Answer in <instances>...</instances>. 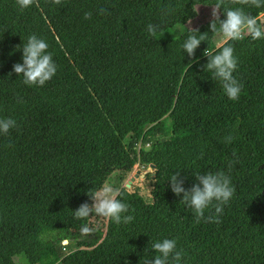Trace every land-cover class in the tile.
<instances>
[{"label":"trees","instance_id":"1","mask_svg":"<svg viewBox=\"0 0 264 264\" xmlns=\"http://www.w3.org/2000/svg\"><path fill=\"white\" fill-rule=\"evenodd\" d=\"M216 2L39 0L21 10L0 0V119L16 121L0 134V264L17 256L26 264H147L158 255L152 243L166 238L183 252L181 264H264V39L229 42L238 101L205 71V50H220L211 21L160 39ZM243 7L264 19V8ZM149 24L158 26L154 37ZM203 33L189 57L185 40ZM33 34L57 65L42 87L13 71ZM136 166L145 177L127 188ZM177 172L186 190L196 172L231 178L235 194L218 223L197 222L172 192ZM103 187L128 204L131 223L74 217Z\"/></svg>","mask_w":264,"mask_h":264},{"label":"clouds","instance_id":"2","mask_svg":"<svg viewBox=\"0 0 264 264\" xmlns=\"http://www.w3.org/2000/svg\"><path fill=\"white\" fill-rule=\"evenodd\" d=\"M56 5H60L62 0H53ZM16 4L21 10L32 6L39 7V0H16ZM230 5H239L241 7H228ZM212 21L210 31L214 36L223 38V44L218 45L220 49L216 54L205 50L204 56L208 57V63L205 71L211 73L212 78L219 80L227 97L232 101H238L242 86L234 78V71L238 66V59L234 55V48L230 46V41H240L245 37H251L253 41L264 39V21L257 16H253L245 11L243 6L264 8V0H217L212 5ZM225 19L220 18L221 9ZM259 16L264 17V11ZM91 17V13H86L85 18ZM158 26L149 24L147 31L151 36L157 34ZM198 31V30H197ZM207 39L206 33L199 36L189 35L183 44V49L189 57H195L197 48L202 41ZM48 43L37 35H31L27 43L24 44L23 63H17L13 66V71L24 77V84L28 86H44L57 73V65L53 60L52 53L48 52ZM16 127V121L11 118L0 119V134L7 135L10 129ZM233 140L231 135L225 138V142L230 143ZM196 183L191 189L186 190L183 187L184 180L180 178L179 172L172 174L171 190L177 195L183 194L181 201L189 207L195 215L196 221L206 220L208 223H218L219 216L223 213L224 206L227 205L235 194V188L232 186L231 178L223 172L200 174L195 173ZM93 201L81 204L75 210L74 217L79 220H87L91 215L104 217L116 224L131 223L134 219L128 215L129 206L117 198L118 193L111 187H103L99 190L88 192ZM215 210V215H209L205 218L206 210ZM82 236L91 234L92 230L87 224L81 226ZM152 249L158 255L147 264H181L183 252L177 251V242L174 239H163L152 243Z\"/></svg>","mask_w":264,"mask_h":264},{"label":"rangeland","instance_id":"3","mask_svg":"<svg viewBox=\"0 0 264 264\" xmlns=\"http://www.w3.org/2000/svg\"><path fill=\"white\" fill-rule=\"evenodd\" d=\"M196 10H197V17L194 20H192L186 26H178L174 30H169V31L165 32L160 37V39L161 40H166V41L167 40H171V39H176L182 33H184L185 31H187L189 29L198 28L199 26H201V25H203V24H205V23H207L209 21H212V19H213L212 15H211L212 7L197 6ZM262 21H264V19ZM221 41H223V38H221V37L219 39L217 38L216 39V46L217 45H221ZM142 170L143 169H141L139 166H136L134 171H133V173L131 174L130 179L125 183L124 186L127 187V184L129 183V181L132 178H135V181L136 180H142L145 177L144 175H142V172H141ZM150 170L151 169H149L148 172H151ZM143 186H144V184H143ZM61 245L62 246H67L68 245V241H63L61 243ZM14 260H15L16 264H24L25 263L24 257L17 256Z\"/></svg>","mask_w":264,"mask_h":264},{"label":"water","instance_id":"4","mask_svg":"<svg viewBox=\"0 0 264 264\" xmlns=\"http://www.w3.org/2000/svg\"><path fill=\"white\" fill-rule=\"evenodd\" d=\"M147 151H150L151 150V147H147L146 148ZM152 171V169L150 170ZM135 181V178H132L129 183L127 184V188H130L132 186V183Z\"/></svg>","mask_w":264,"mask_h":264}]
</instances>
